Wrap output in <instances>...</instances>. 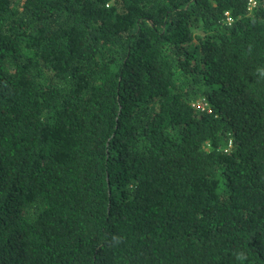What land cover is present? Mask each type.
Masks as SVG:
<instances>
[{"label": "trees", "instance_id": "trees-1", "mask_svg": "<svg viewBox=\"0 0 264 264\" xmlns=\"http://www.w3.org/2000/svg\"><path fill=\"white\" fill-rule=\"evenodd\" d=\"M0 264H264V0H0Z\"/></svg>", "mask_w": 264, "mask_h": 264}, {"label": "clouds", "instance_id": "clouds-1", "mask_svg": "<svg viewBox=\"0 0 264 264\" xmlns=\"http://www.w3.org/2000/svg\"><path fill=\"white\" fill-rule=\"evenodd\" d=\"M241 258H244V254L243 253H240L237 255V259H241Z\"/></svg>", "mask_w": 264, "mask_h": 264}, {"label": "built area", "instance_id": "built-area-1", "mask_svg": "<svg viewBox=\"0 0 264 264\" xmlns=\"http://www.w3.org/2000/svg\"><path fill=\"white\" fill-rule=\"evenodd\" d=\"M250 4L253 7L256 4V0H250Z\"/></svg>", "mask_w": 264, "mask_h": 264}]
</instances>
